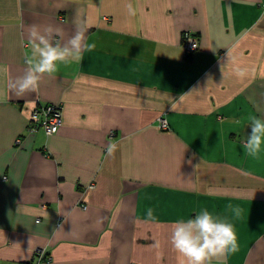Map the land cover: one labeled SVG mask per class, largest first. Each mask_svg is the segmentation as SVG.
<instances>
[{"label": "crops", "instance_id": "1", "mask_svg": "<svg viewBox=\"0 0 264 264\" xmlns=\"http://www.w3.org/2000/svg\"><path fill=\"white\" fill-rule=\"evenodd\" d=\"M33 25L95 48L17 97ZM55 104L56 134H28ZM249 116L264 119V0H0V264H180L172 226L202 209L236 230L223 264H264Z\"/></svg>", "mask_w": 264, "mask_h": 264}, {"label": "clouds", "instance_id": "2", "mask_svg": "<svg viewBox=\"0 0 264 264\" xmlns=\"http://www.w3.org/2000/svg\"><path fill=\"white\" fill-rule=\"evenodd\" d=\"M28 42L32 50V58L27 60L28 67L23 75L9 84L10 90L17 97L35 93L45 74L56 73L60 63L81 61L84 51L95 48L94 43L86 42L85 33L79 28L73 35L65 38L60 29L47 27L41 30L33 25L29 28ZM247 71L240 67L234 69L235 74L241 78ZM248 121L249 131L242 146L247 155L259 158L264 145V119L249 116ZM114 150V145L109 146V154ZM228 207L237 217L240 215L239 208L231 205ZM147 219H155L152 209H148ZM172 227L171 244L182 258L180 264H213L214 260L223 264L228 254L239 250L233 224L214 216L207 209H202L187 220L175 222Z\"/></svg>", "mask_w": 264, "mask_h": 264}, {"label": "built area", "instance_id": "3", "mask_svg": "<svg viewBox=\"0 0 264 264\" xmlns=\"http://www.w3.org/2000/svg\"><path fill=\"white\" fill-rule=\"evenodd\" d=\"M198 48L196 40L190 35H184L182 40V49L186 55L192 54ZM62 125V106L60 104L37 107L30 115L27 132L35 134L41 130L45 136L50 137L56 134L58 128ZM158 127L161 130H167V123L164 119H159ZM38 255H41L38 253ZM50 262L49 257L45 258ZM137 264V263H131Z\"/></svg>", "mask_w": 264, "mask_h": 264}]
</instances>
